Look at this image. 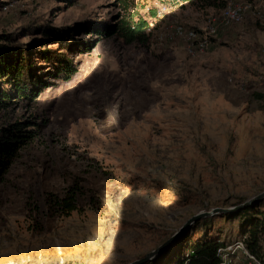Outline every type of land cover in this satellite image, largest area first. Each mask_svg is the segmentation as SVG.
<instances>
[{"label":"rangeland","instance_id":"374dc122","mask_svg":"<svg viewBox=\"0 0 264 264\" xmlns=\"http://www.w3.org/2000/svg\"><path fill=\"white\" fill-rule=\"evenodd\" d=\"M251 2L254 12L226 26L222 8L195 0H0V34L24 48L46 27L137 13L151 22L147 37L130 43L74 33L94 43L88 52L61 49L78 62L76 75L0 108V130L39 124L0 175V264H127L193 215L264 191V0ZM213 19L217 33L203 50L174 32ZM65 197L78 209L65 211ZM237 212L200 219L146 264H175L202 238H239L243 222L264 221V199ZM259 246L264 255V238Z\"/></svg>","mask_w":264,"mask_h":264},{"label":"trees","instance_id":"16d2710c","mask_svg":"<svg viewBox=\"0 0 264 264\" xmlns=\"http://www.w3.org/2000/svg\"><path fill=\"white\" fill-rule=\"evenodd\" d=\"M195 2L202 8L223 9L228 0H195ZM150 16H157V11L153 7H150ZM150 25L151 22L147 16L137 13V15L130 14L128 17H123L115 24L100 21L75 29L46 27L41 30L44 38L38 40L33 49L12 43L13 35L11 34H0V108L9 107L14 100H34L44 89L57 84V81H69L76 75L79 70L78 62H75L61 49L65 48L70 52H88L94 43L73 40L74 33L81 31L95 33L99 38L119 35L130 43L145 39ZM51 41L61 48L48 47L47 43ZM37 45L40 46L38 50H36ZM35 56L45 64L37 65L33 60ZM38 134L39 124L37 122L16 123L0 130V175L9 167L12 158L20 148ZM5 135H8V138H5ZM261 202L262 200L237 213L241 215L252 212ZM61 206L67 212L78 209L75 199L70 197L63 198ZM258 217H261L260 212H258ZM242 226L241 236L246 234L249 248L260 255L258 248L264 238V221L259 219L251 223L245 221ZM223 243L227 241L202 238L189 246L187 250L184 249L186 252L180 254L175 264H180L186 258L187 255H184L186 253L191 258V264H217L219 261L217 251Z\"/></svg>","mask_w":264,"mask_h":264},{"label":"built area","instance_id":"2783aa9c","mask_svg":"<svg viewBox=\"0 0 264 264\" xmlns=\"http://www.w3.org/2000/svg\"><path fill=\"white\" fill-rule=\"evenodd\" d=\"M256 8L251 1L228 0L227 5L222 10L220 23L226 26L239 23L248 11L254 12ZM257 13L259 14V12ZM174 32L189 43L191 51L203 50L211 43V39L217 33L216 20L213 19V22L208 26L199 28H185L182 25H175ZM247 238V235L243 234L237 239L221 244L217 251L219 258L217 264H264V255L254 253L247 244ZM180 264H191V258L188 254Z\"/></svg>","mask_w":264,"mask_h":264},{"label":"water","instance_id":"95a60500","mask_svg":"<svg viewBox=\"0 0 264 264\" xmlns=\"http://www.w3.org/2000/svg\"><path fill=\"white\" fill-rule=\"evenodd\" d=\"M264 199V191L261 192L260 194H258L257 196L253 197L252 199H249L245 202H243L242 204H240L237 207L234 208H227V207H215V208H211L210 210L207 211H201L195 215H193L192 217H190L185 223L184 225L173 235L171 236L168 240H166L164 243H162L159 247H157L156 249L148 252L144 257L139 258L137 260H134L130 263L127 264H146L149 261L157 258L162 252H164L167 248H169L181 235L182 233L188 229L191 225H193L194 223H196L197 221H199L200 219H203L205 217H209L218 213H231L234 211H240L248 206H251L261 200Z\"/></svg>","mask_w":264,"mask_h":264}]
</instances>
